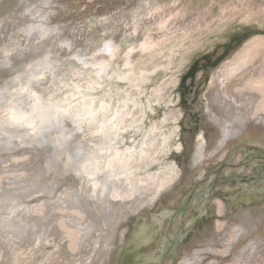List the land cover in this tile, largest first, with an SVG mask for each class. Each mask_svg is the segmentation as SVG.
<instances>
[{
	"label": "bare ground",
	"instance_id": "bare-ground-1",
	"mask_svg": "<svg viewBox=\"0 0 264 264\" xmlns=\"http://www.w3.org/2000/svg\"><path fill=\"white\" fill-rule=\"evenodd\" d=\"M73 1L1 3L0 119L4 118V110L14 109L30 121L35 116H43L44 121L35 120V135H27L31 131L27 128L9 129L7 135L0 132V264H106L110 249L116 245V264H155L165 249L161 236L155 240L158 226L169 207H162L148 222L145 213L137 215L129 235L121 233L122 211L128 206L133 211L143 207L154 195L171 202L172 196L163 190L171 185L176 168L139 177L133 170L141 162L154 159L153 155L166 146L169 135L162 132L157 121L143 130L137 145H119L121 131L131 127L143 113L142 104L135 100L139 87L120 93L118 87L110 85L111 81L100 92L96 88L112 73L114 64L124 71L131 69L135 64L134 51L147 50L160 39H150L149 33L141 43L123 50L126 58L118 61L121 47L116 42L98 45L76 34L86 25L82 17L86 8L67 12L64 7ZM107 9L109 12L101 16L104 26L107 21H117L119 5ZM175 16L179 19L178 14ZM187 16L184 14L185 19ZM129 22L123 25L128 26ZM129 29L138 34V26ZM232 55L221 70L213 71V87L207 93V116L215 127L213 140L206 145L196 144L191 154L196 165L211 154L214 142L264 143V35L249 38ZM158 62L144 60L139 70ZM164 86L153 88L147 101L165 91ZM100 124L104 125L103 133L94 135ZM247 196H242L244 202L251 201L249 193ZM258 198L257 194L253 200ZM55 201L60 206L52 211ZM217 205L220 207V202ZM262 212L264 209L257 205L238 206L236 223L226 233L229 254L214 246L221 239L216 231L200 230L182 254L181 264H264ZM149 240L155 242L149 246Z\"/></svg>",
	"mask_w": 264,
	"mask_h": 264
},
{
	"label": "rangeland",
	"instance_id": "rangeland-1",
	"mask_svg": "<svg viewBox=\"0 0 264 264\" xmlns=\"http://www.w3.org/2000/svg\"><path fill=\"white\" fill-rule=\"evenodd\" d=\"M7 1L16 0H0V7L1 3ZM236 1L234 4L233 0H89L83 3L80 0H74L71 6L64 7L67 12H74L81 6L85 7L86 10L82 17L86 25L77 30L76 34L85 37L87 41H96L98 45L104 41L110 44L116 42L117 47H121L119 53L122 56L119 55L118 59L121 62L126 58L123 50H129L134 43H141L145 36H150L149 33L152 34L150 39L154 41L162 39L161 42L160 40L158 43L153 42L155 44L149 46L148 51L146 48L134 51L135 64L131 69H128L129 71H124V68L114 64L112 75L106 76L96 88L100 92L111 81L110 85L113 83L112 87H118L120 93L128 88L139 87L135 100L142 104L143 113L140 119L134 123L135 125L124 129L125 132L121 131L122 135L119 140L122 139V141L119 145H137L141 140L142 133L151 126L150 124H157V121L162 126V132L169 135L166 146H163L158 154L153 155L154 159L141 162L133 170L139 177L161 174L162 170L176 168L170 182L171 185L163 190L165 194L172 196L171 202L168 203L161 198L162 195L153 193V199L143 207L133 211L132 207L128 206L126 208L128 210L122 211L121 233L129 235L133 227L132 220L137 215L145 213L147 215L145 221L148 222L154 214L161 211L162 207H169V214L167 213L158 226V235L155 240L161 236L165 241V249L160 260L155 264L183 263L182 254L200 230L216 231L217 235L221 237V242L217 240L214 246L229 254L226 233L236 223L234 215L238 206L257 205L264 209V143L253 145L245 141H237L230 145H224L214 142L215 147L211 154L209 152L198 165L191 159L193 149L197 148L199 142L206 145L212 143L213 140L215 127L207 116L210 105L207 93L213 87V71L221 70L225 60L230 59L233 56L232 53L235 54L249 38L254 35H264V0H239V2L237 1L239 5ZM242 1L245 3L248 1V5ZM116 4L119 5L117 21L110 20L111 23L107 21L104 26L102 13L109 12L107 8L115 7ZM249 5L251 8H248ZM163 13L164 15H162ZM175 13L181 17L178 16L179 19H176L175 15L177 14ZM183 13L185 16L188 15L186 19ZM194 15L195 17H193ZM132 17H135V20ZM138 17L141 19L139 20ZM212 17H218V19ZM131 18L134 22L131 21ZM147 18L149 19L147 20ZM155 19H158L157 22ZM129 20L128 26L123 25ZM133 25L138 26V34L130 33L129 28ZM169 30L175 32L171 33L170 31L168 34ZM194 30L195 32H193ZM161 35L166 38L163 39L164 37ZM168 36L170 38H167ZM144 60H160V62L152 63L145 68L146 70L140 71ZM119 74L122 77H119ZM124 79L126 80L124 81ZM162 85H167V87L164 86L165 91H162L153 100L147 101V94ZM122 87L123 89H121ZM167 115L174 117L169 118ZM247 193L251 196V201L244 202L245 195L248 197ZM257 194L259 198L253 200ZM232 198L237 199L234 201ZM217 202H220V207ZM58 203L55 201L51 204L52 211L58 207ZM55 206L57 207L55 208ZM262 216L264 221V212H262ZM225 237L226 239H224ZM142 241L143 239L138 241V244ZM149 241V246L155 242L154 240L153 243L152 240ZM172 243H175V246ZM117 249V245L110 249L106 264H116ZM235 251L239 253L241 250L235 249Z\"/></svg>",
	"mask_w": 264,
	"mask_h": 264
},
{
	"label": "snow or ice",
	"instance_id": "snow-or-ice-1",
	"mask_svg": "<svg viewBox=\"0 0 264 264\" xmlns=\"http://www.w3.org/2000/svg\"><path fill=\"white\" fill-rule=\"evenodd\" d=\"M35 78L40 79V77H35ZM31 115H35V114H31ZM36 119H39L41 123H43L44 121L43 116H35V119L30 121L28 119V116L23 114L17 115L16 110L14 109H6L4 110V118L0 119V132H3L4 135H7L9 129L27 128L31 130L30 132L26 133L27 135H35L38 131L35 123ZM113 119H115V117H113ZM89 123L91 124L92 121H89ZM80 130L83 131V129ZM103 131H104V125L100 124L97 131L94 132L93 134L100 135L103 133Z\"/></svg>",
	"mask_w": 264,
	"mask_h": 264
}]
</instances>
